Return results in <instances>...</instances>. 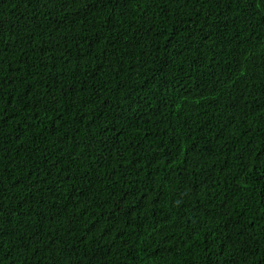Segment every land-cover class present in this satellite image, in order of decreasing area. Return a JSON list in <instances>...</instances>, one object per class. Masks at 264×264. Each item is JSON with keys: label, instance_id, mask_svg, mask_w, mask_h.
<instances>
[{"label": "trees", "instance_id": "obj_1", "mask_svg": "<svg viewBox=\"0 0 264 264\" xmlns=\"http://www.w3.org/2000/svg\"><path fill=\"white\" fill-rule=\"evenodd\" d=\"M0 264H264V0H0Z\"/></svg>", "mask_w": 264, "mask_h": 264}]
</instances>
